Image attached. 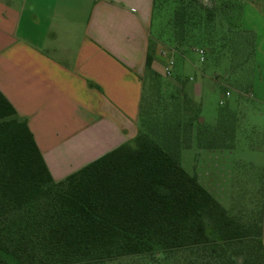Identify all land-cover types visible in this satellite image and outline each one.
Wrapping results in <instances>:
<instances>
[{
  "label": "trees",
  "instance_id": "trees-1",
  "mask_svg": "<svg viewBox=\"0 0 264 264\" xmlns=\"http://www.w3.org/2000/svg\"><path fill=\"white\" fill-rule=\"evenodd\" d=\"M245 1H220L228 27ZM178 5L180 31L207 11ZM234 29L251 36L253 58V36ZM154 47L145 71L159 89ZM249 62L239 76L251 89ZM144 101L143 94L132 140L55 181L27 121L0 92V264H264L262 211L242 223L180 162L193 141L200 149L231 148L235 115L222 112L209 128L182 89L157 105Z\"/></svg>",
  "mask_w": 264,
  "mask_h": 264
},
{
  "label": "crops",
  "instance_id": "crops-1",
  "mask_svg": "<svg viewBox=\"0 0 264 264\" xmlns=\"http://www.w3.org/2000/svg\"><path fill=\"white\" fill-rule=\"evenodd\" d=\"M152 18L153 0H0V92L55 181L137 134ZM241 29L254 38L250 99L264 104V0L244 2Z\"/></svg>",
  "mask_w": 264,
  "mask_h": 264
},
{
  "label": "rangeland",
  "instance_id": "rangeland-1",
  "mask_svg": "<svg viewBox=\"0 0 264 264\" xmlns=\"http://www.w3.org/2000/svg\"><path fill=\"white\" fill-rule=\"evenodd\" d=\"M220 1L158 0L151 21V47L155 45L165 68L170 61L172 67L169 75L164 70L158 73L159 89L146 73L143 107L157 105L158 98L166 99L182 89L199 105L200 117L209 128L219 123L222 112L235 115L231 148L200 149L193 141L190 148L180 151V162L224 208L232 207L242 223L259 220L262 211L264 245V104L250 99L247 78L239 76L249 61L247 77L253 81L255 75L252 38L234 29L242 27V14L234 20V27H228L233 22L223 16ZM179 2L188 3L194 12L200 4L207 9L184 31L173 25ZM210 9L213 15H208ZM198 49L205 51L203 61Z\"/></svg>",
  "mask_w": 264,
  "mask_h": 264
},
{
  "label": "built area",
  "instance_id": "built-area-1",
  "mask_svg": "<svg viewBox=\"0 0 264 264\" xmlns=\"http://www.w3.org/2000/svg\"><path fill=\"white\" fill-rule=\"evenodd\" d=\"M197 53H198L199 56H200V60L203 61V59H204V55H205V54H204L205 51H204L203 49H198V50H197ZM171 67H172V61H170V62H169V65L165 68L164 73H165L166 75H169V73H170V71H171ZM225 95H226V96H229V93L226 92ZM221 104H223V102H221Z\"/></svg>",
  "mask_w": 264,
  "mask_h": 264
},
{
  "label": "water",
  "instance_id": "water-1",
  "mask_svg": "<svg viewBox=\"0 0 264 264\" xmlns=\"http://www.w3.org/2000/svg\"><path fill=\"white\" fill-rule=\"evenodd\" d=\"M201 121H203V120L201 119Z\"/></svg>",
  "mask_w": 264,
  "mask_h": 264
}]
</instances>
